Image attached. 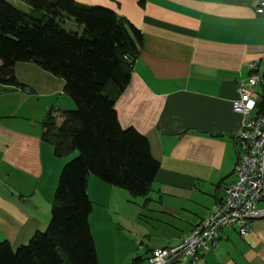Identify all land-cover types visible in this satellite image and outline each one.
I'll use <instances>...</instances> for the list:
<instances>
[{"label": "crops", "instance_id": "crops-1", "mask_svg": "<svg viewBox=\"0 0 264 264\" xmlns=\"http://www.w3.org/2000/svg\"><path fill=\"white\" fill-rule=\"evenodd\" d=\"M73 1L113 10L143 37L116 110L123 129L135 128L149 140L161 169L146 198L133 199L94 176L88 195L100 205L97 235L94 209L90 217L99 264L103 258L121 264L136 250L134 260L147 264L154 251L180 246L236 180V135L244 117L233 103L252 63L264 74V16L257 13L262 0H147L144 8L136 0ZM16 76L26 89L0 85V243L15 249L48 229L65 166L43 142V124L51 111L75 107L64 80L36 65L18 64ZM251 92L263 111L264 87ZM122 201L138 218L149 213L155 222L160 237H150L151 247L141 242L136 248L140 236L127 228ZM189 264H264V219L253 223L246 239L235 229L223 230L217 248Z\"/></svg>", "mask_w": 264, "mask_h": 264}, {"label": "trees", "instance_id": "trees-1", "mask_svg": "<svg viewBox=\"0 0 264 264\" xmlns=\"http://www.w3.org/2000/svg\"><path fill=\"white\" fill-rule=\"evenodd\" d=\"M18 1L31 11L0 0V85L26 89L16 76L23 63L64 80V93L76 108L51 111L42 139L57 159L79 155L62 170L48 229L17 249L0 243V264H99L90 226L89 178L139 199L151 193L161 169L149 140L135 128L123 129L116 110L143 37L105 7L73 0ZM136 1L142 8L147 3ZM142 263L141 258L133 262Z\"/></svg>", "mask_w": 264, "mask_h": 264}, {"label": "built area", "instance_id": "built-area-1", "mask_svg": "<svg viewBox=\"0 0 264 264\" xmlns=\"http://www.w3.org/2000/svg\"><path fill=\"white\" fill-rule=\"evenodd\" d=\"M257 13L264 16V0ZM256 87H264V74L259 63H252L250 76L239 86V98L233 103L234 111L244 117L236 135L239 157L234 184L180 246L154 251L147 264L194 263L201 253L217 248L223 230L235 229L246 239L253 233V223L264 219V110H259L251 92Z\"/></svg>", "mask_w": 264, "mask_h": 264}, {"label": "rangeland", "instance_id": "rangeland-1", "mask_svg": "<svg viewBox=\"0 0 264 264\" xmlns=\"http://www.w3.org/2000/svg\"><path fill=\"white\" fill-rule=\"evenodd\" d=\"M68 27L70 29H73L75 27V25L73 26L72 24H68ZM76 29V27H75ZM76 108V106L74 107V109ZM73 109V110H74ZM79 155V153H75L73 155H70L66 158L63 159H58L61 162H65V164L71 162L72 160H74L75 158H77ZM92 190V189H91ZM118 200V199H117ZM140 201H142V199H140ZM126 201H122V210L124 211V213L127 215V217H129L130 220V225L127 226V228L130 229V232H133L134 234H139L140 238L138 239L139 243H136V248L138 249L140 247L141 242H143V248L146 247H151L152 243H155L154 241H152V239H150V237L152 236L154 238L155 241H157L159 239L160 234H158V230H157V226L155 224V222L153 223V220L151 221V216L149 215V213L143 216V218H138L137 215L135 214L132 206L126 204ZM93 209H94V213H93V218L91 219L92 222V226H93V230L95 232V234L97 235V230H98V226H99V219H98V213L100 211V205L97 203V201L94 203L93 205ZM133 219V220H132ZM101 242L99 241V251L101 252ZM155 246V245H153ZM135 252H139L138 250H136ZM142 253L140 254V256H146V251H141ZM137 253L128 257H124L121 261V264H133L134 258L136 257ZM102 256V255H101ZM101 264H106L105 263V259L103 258L101 260Z\"/></svg>", "mask_w": 264, "mask_h": 264}]
</instances>
